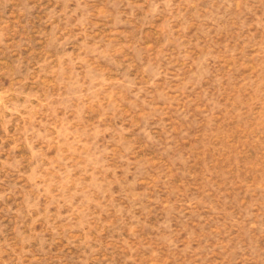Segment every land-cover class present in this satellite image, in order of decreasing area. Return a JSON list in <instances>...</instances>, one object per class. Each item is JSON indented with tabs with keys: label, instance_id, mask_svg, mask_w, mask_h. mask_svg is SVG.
I'll return each mask as SVG.
<instances>
[{
	"label": "rangeland",
	"instance_id": "rangeland-1",
	"mask_svg": "<svg viewBox=\"0 0 264 264\" xmlns=\"http://www.w3.org/2000/svg\"><path fill=\"white\" fill-rule=\"evenodd\" d=\"M0 264H264V0H0Z\"/></svg>",
	"mask_w": 264,
	"mask_h": 264
}]
</instances>
